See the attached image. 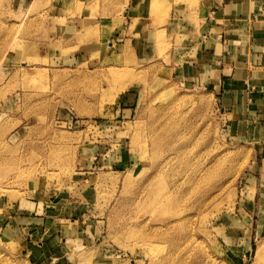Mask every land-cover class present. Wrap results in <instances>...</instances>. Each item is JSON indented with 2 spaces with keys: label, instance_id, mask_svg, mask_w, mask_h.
I'll list each match as a JSON object with an SVG mask.
<instances>
[{
  "label": "rangeland",
  "instance_id": "374dc122",
  "mask_svg": "<svg viewBox=\"0 0 264 264\" xmlns=\"http://www.w3.org/2000/svg\"><path fill=\"white\" fill-rule=\"evenodd\" d=\"M133 1L0 0V264H264V146Z\"/></svg>",
  "mask_w": 264,
  "mask_h": 264
},
{
  "label": "crops",
  "instance_id": "0c3cea01",
  "mask_svg": "<svg viewBox=\"0 0 264 264\" xmlns=\"http://www.w3.org/2000/svg\"><path fill=\"white\" fill-rule=\"evenodd\" d=\"M173 1L161 3L165 12L171 6L169 21L165 17L160 25L149 10L136 16L140 26L134 32L157 28L181 36L187 52L178 68L181 79L210 88L228 114L238 118L246 140L264 146V2L250 8L241 0H207L194 21L187 6L178 9Z\"/></svg>",
  "mask_w": 264,
  "mask_h": 264
},
{
  "label": "bare ground",
  "instance_id": "6f19581e",
  "mask_svg": "<svg viewBox=\"0 0 264 264\" xmlns=\"http://www.w3.org/2000/svg\"><path fill=\"white\" fill-rule=\"evenodd\" d=\"M261 251H262V248H258V252H259V254L261 255Z\"/></svg>",
  "mask_w": 264,
  "mask_h": 264
}]
</instances>
